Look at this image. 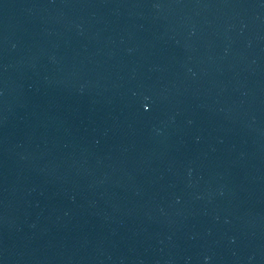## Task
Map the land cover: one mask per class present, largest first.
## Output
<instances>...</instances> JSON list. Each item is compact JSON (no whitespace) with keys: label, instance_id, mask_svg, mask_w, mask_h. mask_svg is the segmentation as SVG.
Listing matches in <instances>:
<instances>
[{"label":"water","instance_id":"water-1","mask_svg":"<svg viewBox=\"0 0 264 264\" xmlns=\"http://www.w3.org/2000/svg\"><path fill=\"white\" fill-rule=\"evenodd\" d=\"M0 264H264V0H0Z\"/></svg>","mask_w":264,"mask_h":264}]
</instances>
